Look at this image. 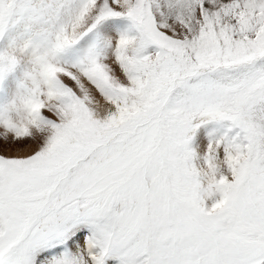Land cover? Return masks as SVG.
<instances>
[{
  "label": "snow or ice",
  "instance_id": "6c2138e0",
  "mask_svg": "<svg viewBox=\"0 0 264 264\" xmlns=\"http://www.w3.org/2000/svg\"><path fill=\"white\" fill-rule=\"evenodd\" d=\"M0 264H264V0H0Z\"/></svg>",
  "mask_w": 264,
  "mask_h": 264
}]
</instances>
